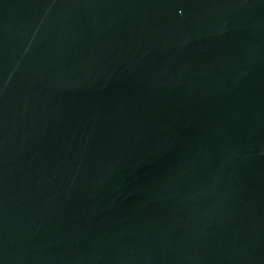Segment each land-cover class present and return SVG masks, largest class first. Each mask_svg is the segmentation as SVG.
Masks as SVG:
<instances>
[{
    "label": "water",
    "instance_id": "95a60500",
    "mask_svg": "<svg viewBox=\"0 0 264 264\" xmlns=\"http://www.w3.org/2000/svg\"><path fill=\"white\" fill-rule=\"evenodd\" d=\"M0 264H264V0H0Z\"/></svg>",
    "mask_w": 264,
    "mask_h": 264
}]
</instances>
